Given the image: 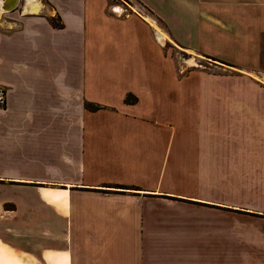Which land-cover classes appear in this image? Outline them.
Segmentation results:
<instances>
[{
    "label": "crops",
    "instance_id": "crops-1",
    "mask_svg": "<svg viewBox=\"0 0 264 264\" xmlns=\"http://www.w3.org/2000/svg\"><path fill=\"white\" fill-rule=\"evenodd\" d=\"M135 1L147 14L106 0L0 9V264H196L187 200L225 207L203 191L228 170L238 264H264V0ZM156 29L238 71V150L207 130L226 121L211 98L225 77L179 76Z\"/></svg>",
    "mask_w": 264,
    "mask_h": 264
},
{
    "label": "rangeland",
    "instance_id": "rangeland-1",
    "mask_svg": "<svg viewBox=\"0 0 264 264\" xmlns=\"http://www.w3.org/2000/svg\"><path fill=\"white\" fill-rule=\"evenodd\" d=\"M106 2L107 8L110 10L117 7V14L120 15L132 11L131 8L128 7L129 5L136 8L140 14H147V11L135 0H106ZM23 3L24 2L20 0L19 4L21 5ZM156 31L160 34L158 29H156ZM160 35L163 36L162 34ZM163 45H165L163 47L164 50L170 53L174 68L178 71L179 76L184 75L186 71L195 70L208 75H221L225 77L223 78L225 80L222 84L225 85L226 91L221 93V95L217 93L218 95L216 96H213V93L211 94V98L213 100L217 98L223 101L222 103L225 106L219 109V116L226 115V121L225 123L216 122L211 116L212 122L209 125L210 128H207V130L215 133L217 137L219 135L221 138L225 137L228 147L232 148L229 150H238V71H232L230 68L216 63L220 62L227 65V63L216 60L210 56L203 55L205 58H201L196 55H189L183 50V48H186L184 45L176 43V45L179 46L178 48L171 43H166V41ZM240 75L244 77L247 76L244 74ZM248 79L252 80V77H248ZM197 82V77L194 76L191 83L197 84ZM247 82L246 79L242 81V83ZM214 83L216 82H212L211 85L214 86ZM215 108L216 107L213 106L210 107V113L209 111L208 113L216 116L215 110L217 109ZM178 111L181 114L179 119L182 123L187 122L185 120L187 117L182 116V112L188 117H193V109L179 107ZM184 128H180V131ZM226 173V188L203 191V194L210 200L224 198L226 202L221 204L225 207L187 200V202H190L187 203L189 205L188 213H191V208L194 209V223L192 224L195 228L193 238L196 241V247L192 255H194L196 264H238V172H231L228 170ZM175 201L180 203L179 200ZM175 201L169 199L163 203L164 212H171V207L175 204ZM172 254L171 252H164L163 258L171 259Z\"/></svg>",
    "mask_w": 264,
    "mask_h": 264
},
{
    "label": "water",
    "instance_id": "water-1",
    "mask_svg": "<svg viewBox=\"0 0 264 264\" xmlns=\"http://www.w3.org/2000/svg\"><path fill=\"white\" fill-rule=\"evenodd\" d=\"M19 2L20 0H0V9L1 11H11L19 5Z\"/></svg>",
    "mask_w": 264,
    "mask_h": 264
},
{
    "label": "bare ground",
    "instance_id": "bare-ground-1",
    "mask_svg": "<svg viewBox=\"0 0 264 264\" xmlns=\"http://www.w3.org/2000/svg\"><path fill=\"white\" fill-rule=\"evenodd\" d=\"M29 10L30 11H32V12H36L37 10H38V6L35 4V3H31L30 5H29ZM158 36V42L160 43V44H163L165 41H164V39H163V37L159 34V35H157Z\"/></svg>",
    "mask_w": 264,
    "mask_h": 264
},
{
    "label": "built area",
    "instance_id": "built-area-1",
    "mask_svg": "<svg viewBox=\"0 0 264 264\" xmlns=\"http://www.w3.org/2000/svg\"><path fill=\"white\" fill-rule=\"evenodd\" d=\"M3 93L2 89H0V105L4 103Z\"/></svg>",
    "mask_w": 264,
    "mask_h": 264
}]
</instances>
